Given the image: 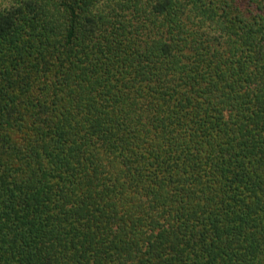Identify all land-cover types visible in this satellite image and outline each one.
Segmentation results:
<instances>
[{"label": "trees", "instance_id": "trees-1", "mask_svg": "<svg viewBox=\"0 0 264 264\" xmlns=\"http://www.w3.org/2000/svg\"><path fill=\"white\" fill-rule=\"evenodd\" d=\"M0 264H264V0H0Z\"/></svg>", "mask_w": 264, "mask_h": 264}]
</instances>
